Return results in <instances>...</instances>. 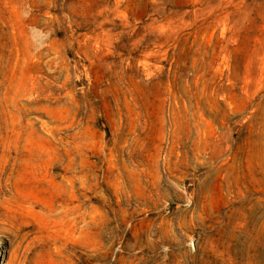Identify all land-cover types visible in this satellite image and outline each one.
I'll return each instance as SVG.
<instances>
[{"label":"rangeland","instance_id":"rangeland-1","mask_svg":"<svg viewBox=\"0 0 264 264\" xmlns=\"http://www.w3.org/2000/svg\"><path fill=\"white\" fill-rule=\"evenodd\" d=\"M0 264H264V0H0Z\"/></svg>","mask_w":264,"mask_h":264}]
</instances>
